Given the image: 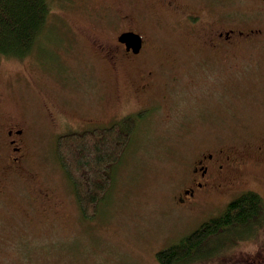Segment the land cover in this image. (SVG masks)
Returning a JSON list of instances; mask_svg holds the SVG:
<instances>
[{
  "label": "rangeland",
  "instance_id": "374dc122",
  "mask_svg": "<svg viewBox=\"0 0 264 264\" xmlns=\"http://www.w3.org/2000/svg\"><path fill=\"white\" fill-rule=\"evenodd\" d=\"M181 1L202 12L205 30L214 31L208 24L218 19L263 33L234 38L218 52L203 41L204 25L192 28L163 0H52L31 52L0 54V150L11 121L24 128V154L0 197V264H160L157 251L242 192L264 196V0ZM130 26L145 36L142 64L155 72L152 92L141 97L123 91L137 82L141 65L114 67L98 47ZM139 113L106 200L85 218L55 154L62 117L84 129ZM216 147L245 157L244 184L182 203L189 161ZM39 189L50 198L41 201ZM259 237L264 241V230Z\"/></svg>",
  "mask_w": 264,
  "mask_h": 264
},
{
  "label": "trees",
  "instance_id": "16d2710c",
  "mask_svg": "<svg viewBox=\"0 0 264 264\" xmlns=\"http://www.w3.org/2000/svg\"><path fill=\"white\" fill-rule=\"evenodd\" d=\"M52 0H0V54L23 57L43 35ZM143 113L108 125L59 134L55 154L65 171L83 216L93 219L114 184V170L130 144ZM264 196L248 189L217 216L156 252L160 264H264ZM264 240V239H263ZM250 241L256 249L247 248Z\"/></svg>",
  "mask_w": 264,
  "mask_h": 264
},
{
  "label": "flooded vegetation",
  "instance_id": "af4514ba",
  "mask_svg": "<svg viewBox=\"0 0 264 264\" xmlns=\"http://www.w3.org/2000/svg\"><path fill=\"white\" fill-rule=\"evenodd\" d=\"M163 1L168 8L173 9V11L184 17L189 22V25H193L192 28L204 25V27L200 28L203 41L207 42L209 47L214 48L218 52H220L224 46L235 44L237 40L234 38H240V36H243L246 39H254V35H260L263 33V30L258 27L243 30L240 28L228 27L227 25L222 26L218 19H216L214 23L210 22L208 24V26H211V29L214 31L205 30L206 17L203 16L199 9H190V6L181 0ZM129 30L138 32L142 36V46L138 52H135L126 42L119 40V34ZM198 30L199 29L196 31ZM121 32L116 35V40H114L111 45L99 44V50L107 59L111 60L114 67L124 64L141 65L143 71L138 74L137 82L134 83L133 86H130L129 89L123 91H127L128 93L133 92L134 96L137 95L140 97L149 94L152 92L155 85V72L154 69L151 70L145 68L142 64L143 52L147 45L146 38L140 31L132 26ZM162 64L164 63L162 62ZM109 90L110 92L113 91V89ZM121 91V89H118V93ZM62 119L63 123L61 124V129L59 131L60 134L77 128V126H74L70 120L65 117H62ZM14 124L15 123L11 121V124L5 129L3 139L4 144L2 146L4 150H0V197L4 194L5 190L4 180L7 176L14 174L13 172L18 170L17 165L14 164L17 163L24 154L19 139L24 128H16L18 123ZM86 125L93 126L94 124L93 122H89ZM260 147L262 149L264 143L263 145H260ZM245 164V157L237 154L230 147L203 148L198 150L189 161L188 174L182 184L183 187L179 191L178 198L182 203L190 201L193 204H199L214 192L225 195L229 193V191L236 190L244 184L241 175L243 174ZM38 196L41 201L42 199L50 198L49 193L42 189L38 190ZM47 206H49V204L43 206V209L48 210Z\"/></svg>",
  "mask_w": 264,
  "mask_h": 264
},
{
  "label": "water",
  "instance_id": "95a60500",
  "mask_svg": "<svg viewBox=\"0 0 264 264\" xmlns=\"http://www.w3.org/2000/svg\"><path fill=\"white\" fill-rule=\"evenodd\" d=\"M119 40L126 42L129 46L133 48L135 52L140 50L142 46V37L139 33L134 31H125L119 35Z\"/></svg>",
  "mask_w": 264,
  "mask_h": 264
}]
</instances>
